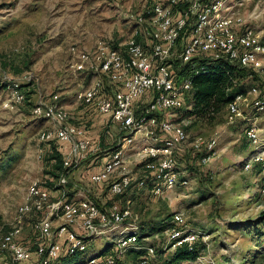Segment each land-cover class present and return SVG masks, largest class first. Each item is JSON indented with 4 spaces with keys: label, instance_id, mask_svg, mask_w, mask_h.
<instances>
[{
    "label": "built area",
    "instance_id": "1",
    "mask_svg": "<svg viewBox=\"0 0 264 264\" xmlns=\"http://www.w3.org/2000/svg\"><path fill=\"white\" fill-rule=\"evenodd\" d=\"M244 1L142 0L143 10L134 18L137 27L127 39L116 45L97 40L90 49L69 48L72 73L90 77L86 87L76 93V101L110 119L122 132L107 151L102 166L89 174L90 184L105 187L111 198L121 196L132 181H136L137 188L147 187L156 196L177 185H187L186 179H180L173 153L181 142L188 140L184 129L187 121L180 112L190 94L191 79L177 71L190 70L202 60L223 61L251 70L264 83V41L250 20L240 14L238 9ZM253 15L251 20L256 17ZM56 97L38 100L31 113L51 124L50 129L40 132L39 143L55 142L58 149L62 144L67 146L62 168L68 173L61 174L52 187L59 190L61 197L51 200L44 179L28 185L12 226L0 236V264H59L65 256L84 254L88 242L102 233L120 228L115 247L82 263L116 264L119 255L136 243L135 216L118 201L103 207L89 199L64 198L62 189L71 171L78 167L85 153L93 151V142L85 135L83 126L69 122V113L56 103ZM23 100L24 96L14 89L3 106L12 109ZM247 109H252V113H246ZM263 110L264 84L252 86L225 106V121L239 122L254 149L244 161L243 170L264 166V132L255 125L256 114ZM176 112L180 114L174 116ZM170 113L173 116L166 119ZM157 132L165 136L158 138ZM138 133L151 143L135 153L142 155L137 164L142 163L143 169L136 180L129 174L125 152ZM191 145L207 152L201 159L203 164L215 155L214 138L195 136ZM259 191L264 194V177ZM31 213L38 214L32 226L34 238L24 243L22 217ZM54 221L58 223L55 228ZM172 223L176 227L168 233L171 247L186 244L192 250L199 236L186 230L178 213L173 215ZM154 255L152 248H146L140 264H152Z\"/></svg>",
    "mask_w": 264,
    "mask_h": 264
},
{
    "label": "rangeland",
    "instance_id": "2",
    "mask_svg": "<svg viewBox=\"0 0 264 264\" xmlns=\"http://www.w3.org/2000/svg\"><path fill=\"white\" fill-rule=\"evenodd\" d=\"M142 10V0H0V236L12 226L28 185L43 179L46 150L53 145L38 142L40 132L50 129L51 124L32 115V107L38 100H51L53 96H57L55 101L60 105L65 94L75 97L87 85L85 74H74L69 68V48L91 46L97 39H127L136 24L135 16ZM238 10L264 41V0H245ZM251 15L255 19L251 20ZM102 20L105 22L101 24ZM118 26L121 30L115 33ZM14 89L24 100L12 109L5 108L3 104ZM186 103L182 113L189 108ZM247 110L252 113V109ZM174 113L165 118L170 119ZM255 117V125L264 132V110ZM93 119L98 123L89 127L90 136L95 137L93 151L84 154L86 160L76 168L81 175L72 181L76 187L70 182L65 198L98 200L100 205L118 201L130 208L138 238L134 247L119 255L118 264H132L137 256L131 254L140 245L154 250L152 264H264V194L259 191L264 166L242 169L254 149L239 122L228 124L222 113L211 125L186 120L188 140L177 146L173 156L178 160L180 179H186L187 185H177L156 196L147 187L137 188L136 181H132L122 197L111 198L105 187L90 184L88 176L102 166L107 151L122 132L110 119ZM156 136L165 135L157 132ZM195 136L216 140L215 155L205 164L201 159L207 152L191 145ZM149 143L138 133L126 149L133 179L138 180L143 174L137 164L142 155L135 153ZM72 187L83 188V193H73ZM50 194L52 201L61 197L52 186ZM176 213L183 218L186 230L199 236L194 261L170 262L174 248L168 241L167 223H172ZM37 218L35 213L22 217V242L29 243L34 238L32 226ZM57 225L54 221L53 228ZM172 227L176 226L172 223ZM119 231L116 228L102 233L88 242L84 254L77 255L74 261L61 259L59 264H82L88 257L115 247L121 236ZM136 262L140 264L141 258Z\"/></svg>",
    "mask_w": 264,
    "mask_h": 264
},
{
    "label": "trees",
    "instance_id": "3",
    "mask_svg": "<svg viewBox=\"0 0 264 264\" xmlns=\"http://www.w3.org/2000/svg\"><path fill=\"white\" fill-rule=\"evenodd\" d=\"M177 73H185L191 79V91L186 98V102H189V108L188 110L183 111V113L181 111V115L184 119L189 122L193 121L194 123L203 122L208 123L209 125L213 124L219 114L222 113L225 116V106L235 96L246 93L254 85H262V80H259L260 78L251 70L239 68L223 61L202 60L194 68L190 70L185 68L182 69L181 72L177 71ZM185 105H187V103H185ZM184 129L186 130L187 127L184 126ZM47 143L48 147L49 143H52L53 145L46 150V170H44L43 179L46 180L45 185L50 188L51 186L53 187L55 180L61 174H67L68 171L62 168L63 154L58 150V145L55 142ZM175 160L178 162L176 158ZM141 164L142 163L138 165ZM263 177L264 175L262 178ZM122 195L118 197H122ZM96 203L99 205L98 202ZM163 225L164 227L166 226L165 224ZM170 229H173L172 223L168 222L167 231H170ZM197 245L198 242H195L192 250H189L186 244H181L175 247L170 254V262L179 263L184 261H194L198 256ZM138 249L137 252L131 254L132 257L134 255L137 256L134 258L135 260L132 261V264H137L136 259L142 258L146 253V250L141 245ZM108 250L109 249H107V251ZM107 251H102L100 253H105ZM77 255L78 254L69 256L68 258H70L71 261H74ZM61 259L65 260L67 257L65 256ZM118 260L116 264H118Z\"/></svg>",
    "mask_w": 264,
    "mask_h": 264
},
{
    "label": "crops",
    "instance_id": "4",
    "mask_svg": "<svg viewBox=\"0 0 264 264\" xmlns=\"http://www.w3.org/2000/svg\"><path fill=\"white\" fill-rule=\"evenodd\" d=\"M105 21H103L102 20V22H101V24L102 23H104ZM118 21H116V25H118ZM136 24H134V26L132 27V32L131 33H133L134 32V30L136 29ZM103 30H104V27H101ZM106 30V29H105ZM121 29L119 28V26L118 27H116V30H115V33H116V31H120ZM94 35L96 34L95 32H92ZM108 33V32H107ZM132 35V34H131ZM97 40H99V39H97ZM97 40H95L92 44H91V46H86V45H82V44H80V45H74V46H77L78 48H82V49H90L94 44H95V42L97 41ZM119 42H121V41H119ZM119 42H112L113 44H118ZM89 43V42H88ZM81 74H83V73H81ZM78 77V76H77ZM83 79H85L86 80V82H87V84L89 83V80H90V77L89 76H87V75H85L84 76V78ZM82 79V80H83ZM74 80H77L76 78L74 79ZM78 80H80V79H78ZM68 90H66V91H64V92H67ZM63 101V102H62ZM77 104V105H76ZM60 106L62 107V108H64V109H71L73 112H69V116H70V119H69V122H70V120H72L70 123H72V124H76V125H79V126H83L84 128L86 127V126H88V128L85 130V135L92 141V142H94L93 140H94V136H90L92 133L89 131V127H95L96 126V124H98V123H94V119L93 118H96L97 116H99L100 117V119L102 118L103 119V117L102 116H100L99 114H96L93 110H91L90 108H88V106H85V105H82V104H80L79 103V106H78V102L76 101V98L75 97H73V96H69L68 94H65L64 96H63V98L61 97V101H60ZM91 113H93V114H95L94 116H92L91 115ZM75 121L77 122V123H75ZM99 122V121H98ZM93 123V124H92ZM91 129V128H90ZM87 132L89 133V135H87ZM93 139V140H92ZM100 142V141H99ZM62 154H65V152H66V150H67V146L65 145V144H62V146H61V148H59L58 149ZM85 159V156L83 157V159L81 160V161H83ZM86 160V159H85ZM74 170H76V169H74ZM74 170H72L71 171V173H70V175H69V180H68V183H67V185L70 183V182H72V181H76V178H78L81 174H80V170L78 171V169L76 170V171H74ZM72 184H73V186L74 187H76V185L74 184V182H72ZM66 185V186H67ZM74 187H72V188H74ZM62 191H63V195H64V198H65V191H66V187H64L63 189H62ZM68 191V190H67ZM72 191V190H71ZM74 192L73 193H75L76 192V194H78V195H81L80 193H83V188H80V187H78V188H74V190H73ZM86 190H84V192H85ZM55 192L56 193H58L59 195H61V193L59 192V190L58 189H56L55 190ZM75 194V195H76ZM67 199V198H66ZM77 199H79V198H77ZM90 200V199H89ZM93 202H100V201H98V200H93ZM105 201L103 200V202H101V203H104ZM97 204V203H96ZM103 205V204H102ZM99 206H101L100 204H99ZM108 205H103V207H107ZM115 232H117V231H115ZM118 234V233H117ZM111 248H109V250H110ZM108 250V251H109Z\"/></svg>",
    "mask_w": 264,
    "mask_h": 264
}]
</instances>
